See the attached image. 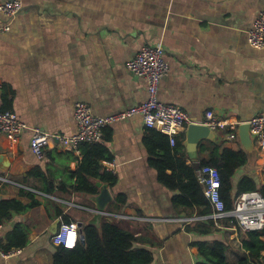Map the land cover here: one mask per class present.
Masks as SVG:
<instances>
[{
  "label": "crops",
  "instance_id": "0c3cea01",
  "mask_svg": "<svg viewBox=\"0 0 264 264\" xmlns=\"http://www.w3.org/2000/svg\"><path fill=\"white\" fill-rule=\"evenodd\" d=\"M6 1L12 0H0V4ZM17 1L23 5L18 16L0 13V112L17 114L30 128L72 136L77 132V102L89 104L100 117L143 104L148 99L147 82L127 65L144 47L157 45L164 48L170 65V74L159 88L161 102L178 106L197 124L210 110L240 123L264 114V50L255 49L249 39L264 0ZM6 26L9 31L2 29ZM149 130L141 116L105 128L118 182L115 188L96 182V195L73 190L72 174L83 155L56 143L45 150L49 157L40 158L30 147L32 130L17 141L0 135V156H5L0 163V201L41 203L12 212L2 223L0 246L17 226L27 232L28 244L10 258L0 252V264H54L55 225L65 221L56 216L57 208L71 222L82 224V230L87 224L99 226L107 214L139 223L137 236L144 238L141 232L148 230L145 239L153 245H146L154 252L152 264H198L204 259L197 244L215 241L227 246L229 264L245 258L242 243L247 233L233 221L216 222L211 218L212 207L208 214L195 208L191 216L174 206L177 193L160 182L150 164ZM218 134L220 140L213 143L220 152L245 151L240 139L231 140L227 130ZM210 143L204 141L200 149ZM254 145L256 157H249L233 178L234 193L244 177L264 185V152ZM200 149L199 161L205 155ZM186 158L189 165L195 164ZM39 169L46 179L29 176ZM49 176L56 194L47 191ZM63 183L66 190H61ZM104 190L110 201L101 208ZM116 194L125 195L124 207L112 206Z\"/></svg>",
  "mask_w": 264,
  "mask_h": 264
},
{
  "label": "trees",
  "instance_id": "16d2710c",
  "mask_svg": "<svg viewBox=\"0 0 264 264\" xmlns=\"http://www.w3.org/2000/svg\"><path fill=\"white\" fill-rule=\"evenodd\" d=\"M149 137L146 146L151 154L150 164L159 175L160 182L171 191L177 194L173 197V204L179 209L186 210L189 215H193L195 208H203V214L211 213V204L204 194L203 186L199 181V170L205 166L216 167L221 176L220 195L225 204V209H234L237 197L245 192L258 191L264 196V185L259 186L251 177H244L240 180L236 193L233 192V178L236 172L247 165L249 155L243 151L224 149L220 152V146L211 142L201 147V154L198 164L189 165L187 151L184 146L185 134L176 138L175 146H171L167 135L156 130H149ZM109 140L106 136L101 143L83 144L80 146L83 155L78 168L72 174L76 179L73 190L83 195H96L99 188L96 182L108 184L115 188L118 182L116 174L109 172L104 162L112 161V155L108 148ZM48 151H44V158L49 157ZM46 179L47 176L42 171L36 170L29 176H39ZM47 184L48 193L56 194L55 182L49 176ZM66 190L63 183L61 190ZM35 199L33 194L23 193ZM127 199L123 194H116L112 206L124 207ZM41 203L34 200L30 205H24L17 200L0 201V224L9 220L12 212L20 213L28 209L40 206ZM56 216L63 217L65 223H70L68 217L63 216V212L57 208ZM134 225V226H133ZM131 220L104 217L99 226L87 224L82 230L85 238V245L78 240L73 248L58 246L54 254V264H152L155 260L153 250L146 245L152 243L145 239L148 230L141 232ZM28 244V234L21 226H17L10 232L2 243L4 251L11 249H22ZM243 248L247 256L238 264H264V230L258 232H248L247 238L243 240ZM204 261L198 264H229L226 257L227 246L220 241L212 243L197 244Z\"/></svg>",
  "mask_w": 264,
  "mask_h": 264
},
{
  "label": "built area",
  "instance_id": "2783aa9c",
  "mask_svg": "<svg viewBox=\"0 0 264 264\" xmlns=\"http://www.w3.org/2000/svg\"><path fill=\"white\" fill-rule=\"evenodd\" d=\"M20 1L12 0L0 4V13L8 18H15L22 11ZM9 31L10 27L2 28ZM251 45L257 50H264V10H262L253 29L249 33ZM128 70L135 76L143 78L147 82L148 99L139 106L123 110L108 117H100L93 113L89 104L77 102L75 105V118L77 132L72 136H60L50 134L40 128H30L17 114L11 111L0 112V135H7L15 141L27 131L32 130L30 147L35 155L44 158V151L54 147L58 143L66 150L77 155H82L80 146L83 144H98L104 139V130L111 124L124 121L134 116H141L145 127L156 130L169 137L171 145L175 146L176 138L186 130L194 121L181 108L173 104H166L159 100L158 93L161 81L170 74V65L165 58V51L161 45L144 47L128 65ZM3 84L0 81V90ZM253 140L260 152H264V114H261L248 122ZM203 124L214 131L227 130L231 140L238 139L240 122L219 117L214 111L206 112ZM106 169L116 174L114 160L104 162ZM200 181L204 187V194L208 198L213 213L211 218L216 222L231 220L242 232H258L264 230V196L258 191H250L240 194L234 203V209L227 211L220 195L221 176L216 167L205 166L200 170ZM107 217L128 220L125 216ZM193 219H184L190 222ZM82 228L76 222L61 223L53 241L57 246L73 248L80 240ZM3 232V224H0V237ZM71 242V243H70ZM0 252L6 258H10L22 252V249L4 251L0 246Z\"/></svg>",
  "mask_w": 264,
  "mask_h": 264
},
{
  "label": "water",
  "instance_id": "95a60500",
  "mask_svg": "<svg viewBox=\"0 0 264 264\" xmlns=\"http://www.w3.org/2000/svg\"><path fill=\"white\" fill-rule=\"evenodd\" d=\"M250 124L244 123L239 126L238 129V138L241 141V144L245 150V152L249 155L250 158H255V145L253 136L250 131ZM185 141L184 146L186 147V151L188 157L195 163L199 162V148L204 141L208 142H217L220 140L219 134L217 131L210 129L208 126L203 124L193 123L187 126L185 130ZM5 162V156H0V163ZM8 164L2 165V167H6ZM200 175V172H198ZM100 198L105 200L104 204H100V207L103 208L107 202L110 201V195L107 190L102 191ZM82 228L83 225L79 224ZM60 226V221H58L55 225L56 233L58 232ZM80 241L85 245V238L83 235L80 236Z\"/></svg>",
  "mask_w": 264,
  "mask_h": 264
},
{
  "label": "bare ground",
  "instance_id": "6f19581e",
  "mask_svg": "<svg viewBox=\"0 0 264 264\" xmlns=\"http://www.w3.org/2000/svg\"><path fill=\"white\" fill-rule=\"evenodd\" d=\"M199 172H200V170H199ZM71 243V242H70Z\"/></svg>",
  "mask_w": 264,
  "mask_h": 264
}]
</instances>
